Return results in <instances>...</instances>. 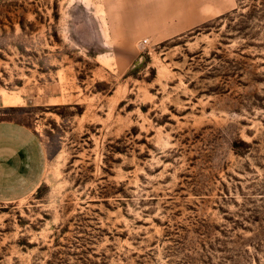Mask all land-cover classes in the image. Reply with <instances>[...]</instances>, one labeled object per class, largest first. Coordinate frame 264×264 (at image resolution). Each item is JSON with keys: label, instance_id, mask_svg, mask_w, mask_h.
<instances>
[{"label": "rangeland", "instance_id": "374dc122", "mask_svg": "<svg viewBox=\"0 0 264 264\" xmlns=\"http://www.w3.org/2000/svg\"><path fill=\"white\" fill-rule=\"evenodd\" d=\"M3 120L0 264H264V0H0Z\"/></svg>", "mask_w": 264, "mask_h": 264}, {"label": "crops", "instance_id": "0c3cea01", "mask_svg": "<svg viewBox=\"0 0 264 264\" xmlns=\"http://www.w3.org/2000/svg\"><path fill=\"white\" fill-rule=\"evenodd\" d=\"M46 169L47 149L38 131L15 121H0V202L35 193Z\"/></svg>", "mask_w": 264, "mask_h": 264}]
</instances>
